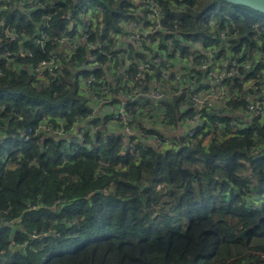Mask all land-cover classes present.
<instances>
[{
    "label": "trees",
    "instance_id": "obj_1",
    "mask_svg": "<svg viewBox=\"0 0 264 264\" xmlns=\"http://www.w3.org/2000/svg\"><path fill=\"white\" fill-rule=\"evenodd\" d=\"M156 1L170 33L211 48L223 32L244 54L257 42L250 71L264 65L263 13L225 0ZM0 6V30H18L17 43L27 49L4 56L0 42V264H264V95L262 116L234 112L245 104L239 91L226 105L233 110L203 111L189 136L181 119L194 112L172 93L161 105L174 133L132 117L127 124L135 134L126 136L123 124L113 127L112 116L95 112L88 100L108 83L110 102L126 111L157 109L143 98L122 102L105 78L106 71L114 74L112 57L133 55L120 25L134 17L131 0H0ZM75 22L94 26L88 41L97 46L95 60H87L84 45L55 52ZM47 59L68 68L37 75L36 65ZM99 63H107L104 70ZM135 66L128 69L130 87L141 83L146 90L149 75L134 79ZM210 116L224 120L221 134L205 121ZM60 126L64 137L55 133ZM164 136L171 139L164 146L146 140Z\"/></svg>",
    "mask_w": 264,
    "mask_h": 264
},
{
    "label": "built area",
    "instance_id": "obj_2",
    "mask_svg": "<svg viewBox=\"0 0 264 264\" xmlns=\"http://www.w3.org/2000/svg\"><path fill=\"white\" fill-rule=\"evenodd\" d=\"M131 5L134 17L131 18L132 20L121 22L120 25L124 30L123 32L127 34V42L131 43L133 55L129 58L127 51L121 52L119 60L112 57L108 67L113 69L118 65L125 73V78L122 80L124 85L117 88L116 94L123 100L122 102L143 98L149 105L157 109L150 110L149 107L145 106L141 111L138 109L134 112L126 111L122 103L115 105L110 102L111 94L114 96L115 93L110 92L108 83H104L102 92L98 88L99 93L92 96L95 101L93 107L96 112L99 109L110 117L112 116V124H123L124 133L125 129L130 127L126 118L134 117L141 122L143 127L156 128L166 132V134H172L176 129L174 125L168 123L164 115L166 108L161 105V99L164 96L179 92L183 95L181 106L190 108L194 112L192 116H182L181 131L186 133L184 135L192 136L196 126L203 118V111L217 114L219 112L226 113L229 109L233 110L234 107H226L227 102L232 94L242 91L243 94L248 92V94L253 93L254 95L245 100V104L240 110H234V112H245L254 117L262 116V103L259 99L264 95V65L259 67V71L255 75L248 76L254 59H247L238 51L235 54L230 47L231 39L222 34L223 32H220L219 35L221 40L225 42V46L222 47L218 42L215 47L206 48L198 39L187 38L180 32L170 33L161 21L162 10L156 0H131ZM93 28L94 26L79 25L75 22V26L72 28L73 34L61 37L55 52L62 53L65 51L69 54L78 45H84L87 60H95L96 57L92 55L91 50L97 46L88 41ZM0 35H6L13 39L17 33L14 29L4 28ZM235 35L236 33L233 32L232 36ZM171 37L178 38V44L181 46L184 43L188 50L182 52L181 48L174 49ZM19 49L18 47L14 52H18ZM118 49L120 48L118 47L117 51ZM167 50L172 51L173 55L168 57ZM12 52L6 50L3 55L8 56ZM42 61L53 62L54 67L50 75L59 67L57 60ZM106 64L101 65L99 63V66L104 70ZM131 65H136L137 68L134 79L142 78L145 80V74L149 75L146 90L139 87L141 83L138 87H130L128 69ZM152 75L154 76L152 77ZM113 77L114 74L111 72H105V78L112 84H114ZM234 78L237 80L235 81ZM208 79L214 82L212 86H210ZM223 79L227 80L224 81ZM92 80L94 77L83 78V83L88 84ZM168 89L173 90L168 93ZM215 89L217 90L215 91ZM154 93L158 95H154ZM243 97L245 98V95ZM60 123L62 122L60 121ZM45 126L39 124L38 129L43 130ZM215 132L221 134L223 130L218 126ZM55 133L61 137L65 136L62 126ZM131 133L135 134L133 130H130L129 135ZM146 140L156 146H164L171 139L164 136L160 138L150 137Z\"/></svg>",
    "mask_w": 264,
    "mask_h": 264
},
{
    "label": "rangeland",
    "instance_id": "obj_3",
    "mask_svg": "<svg viewBox=\"0 0 264 264\" xmlns=\"http://www.w3.org/2000/svg\"><path fill=\"white\" fill-rule=\"evenodd\" d=\"M0 8H2V6H0ZM10 29H14V28H10ZM4 31V29H1L0 30V33H2ZM15 33H18V30H16L15 31ZM14 39H15V41H14ZM17 36H15L13 39H10L8 36H6V35H0V42H3V41H5L4 42V44H5V46H4V48L2 49V50H7V49H10V50H12V51H16L17 49H18V47L20 48L19 50H18V52H16L17 54H25L23 51H26L27 49H25V47H23V46H21L23 43H22V41H20V43H21V45H19V42L17 43ZM44 40H46V39H44ZM39 42V40H37L36 39V43H38ZM9 43V44H8ZM245 43V42H244ZM219 44L223 47V46H225V42L224 41H222V40H219ZM254 48H252L251 49V47L247 50V51H249L248 53L246 52L245 54L244 53H242V48L243 47H241V50H238V52L239 53H241V55H243V56H246V58L247 59H252V58H259V57H257V55H258V53H259V51L257 50V47L259 46V43H257V42H254ZM192 47V46H191ZM251 49V50H250ZM218 50V49H217ZM235 52V51H234ZM235 54H236V52H235ZM92 55H93V53H92ZM261 55L263 56V54H260L259 56L261 57ZM95 56V55H94ZM0 58H2L1 56H0ZM131 66H133V65H131ZM53 62L51 63V62H49V61H46V62H44V61H42V62H40V63H38L37 64V66L35 67V71H36V74L37 75H41L42 74V76L43 75H45V73H48V74H51V72H52V69H53ZM63 68L65 69V68H68L67 67V65H65V64H63V65H61V64H59V67L54 71V73L51 75L52 77H55V76H57V75H59V74H61L62 72H63ZM112 71H113V73H114V76H115V78H114V86H116V88H119L120 86H123L124 85V82L122 81L123 80V78H125V73H124V71L121 69V68H119V66L118 65H116L113 69H112ZM253 72L252 71H250L249 73H248V76H251V75H253L252 74ZM221 75L223 74V73H220ZM219 78V77H218ZM218 78H216V79H218ZM216 79H215V83L217 82L216 81ZM234 79H236V78H234ZM224 81L225 80H227V79H223ZM208 82L210 83V86H212L213 85V81H211V80H209L208 79ZM217 89H215V91H216ZM114 93V92H113ZM209 93V92H208ZM117 94V93H116ZM156 93H154V95H155ZM156 95H158V94H156ZM243 95H245V98H244V100H246V99H249L250 97H253V93H250V94H248V92H246V93H244ZM117 98H119V95H115ZM88 103L90 104V106H93L94 104H95V101L90 97L89 98V100H88ZM242 114V113H241ZM60 119H59V121H61L62 119H63V117H59ZM128 121H130V119L129 118H126ZM205 121L208 123V124H210V125H217V126H219L220 128L221 127H223L224 126V120H220L218 117H216V116H210V117H207V118H205ZM233 121H235V120H233ZM140 122V121H139ZM141 123V122H140ZM240 124V123H239ZM242 124V123H241ZM248 125V124H247ZM141 126H142V124H141ZM229 127H232L233 129H236V128H238V127H236L235 126V122H231V125L229 126ZM129 129L130 130H133V132L135 133V130L134 129H132V128H130L129 127ZM128 128H126L125 129V133L124 134H126V136H130L129 134H130V130H129ZM132 134V133H131ZM206 140H208L207 138H204V141L206 142ZM253 250V249H252Z\"/></svg>",
    "mask_w": 264,
    "mask_h": 264
},
{
    "label": "water",
    "instance_id": "obj_4",
    "mask_svg": "<svg viewBox=\"0 0 264 264\" xmlns=\"http://www.w3.org/2000/svg\"><path fill=\"white\" fill-rule=\"evenodd\" d=\"M225 1L231 4L243 5L264 14V0H225ZM89 119L90 118L84 120L80 124V126H82L85 122H88ZM243 234L244 233H241V235Z\"/></svg>",
    "mask_w": 264,
    "mask_h": 264
},
{
    "label": "crops",
    "instance_id": "obj_5",
    "mask_svg": "<svg viewBox=\"0 0 264 264\" xmlns=\"http://www.w3.org/2000/svg\"><path fill=\"white\" fill-rule=\"evenodd\" d=\"M96 112V111H95ZM86 124V122L82 125L84 126ZM113 127H117V126H120L119 124H111ZM114 129V128H113Z\"/></svg>",
    "mask_w": 264,
    "mask_h": 264
}]
</instances>
